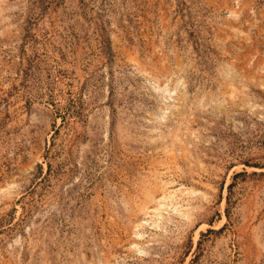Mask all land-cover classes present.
Returning <instances> with one entry per match:
<instances>
[{"label":"rangeland","instance_id":"rangeland-1","mask_svg":"<svg viewBox=\"0 0 264 264\" xmlns=\"http://www.w3.org/2000/svg\"><path fill=\"white\" fill-rule=\"evenodd\" d=\"M0 264H264V0H0Z\"/></svg>","mask_w":264,"mask_h":264},{"label":"bare ground","instance_id":"bare-ground-1","mask_svg":"<svg viewBox=\"0 0 264 264\" xmlns=\"http://www.w3.org/2000/svg\"><path fill=\"white\" fill-rule=\"evenodd\" d=\"M166 90H167V88H166ZM174 92H175V90H174ZM161 197H163V196H166V193L164 192V190L162 189V192H161ZM160 206V204H159V200H157V206L156 207H154V210L157 212V214L159 213L158 211H159V207Z\"/></svg>","mask_w":264,"mask_h":264}]
</instances>
